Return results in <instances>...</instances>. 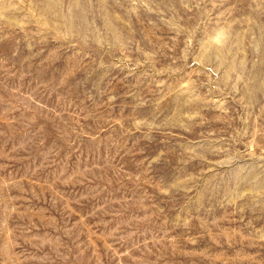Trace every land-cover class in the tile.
<instances>
[{
    "label": "rangeland",
    "instance_id": "374dc122",
    "mask_svg": "<svg viewBox=\"0 0 264 264\" xmlns=\"http://www.w3.org/2000/svg\"><path fill=\"white\" fill-rule=\"evenodd\" d=\"M0 264H264V0H0Z\"/></svg>",
    "mask_w": 264,
    "mask_h": 264
}]
</instances>
